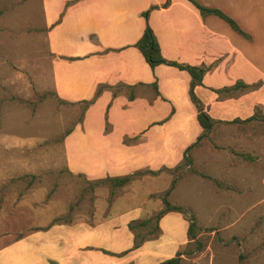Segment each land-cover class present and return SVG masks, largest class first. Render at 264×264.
I'll use <instances>...</instances> for the list:
<instances>
[{"label":"crops","instance_id":"crops-1","mask_svg":"<svg viewBox=\"0 0 264 264\" xmlns=\"http://www.w3.org/2000/svg\"><path fill=\"white\" fill-rule=\"evenodd\" d=\"M194 2L222 11L250 38L216 15L203 16ZM194 2L41 0L59 98L78 102L93 99L99 86L135 87L133 100L105 89L86 111L71 134V141L81 142L66 144L71 173L95 181L170 169L203 134L190 94L192 75L166 64L152 69L138 49L147 25L166 60L208 68L194 92L211 118L232 123L258 110L264 114V0ZM238 82L244 85L221 92ZM125 138L139 140L124 144ZM171 183L163 173L144 176L116 187L118 194L99 206L93 221L46 223L11 236L0 247V264H161L175 258L189 241L182 213L164 215L161 234L139 247L129 227L164 208L156 196Z\"/></svg>","mask_w":264,"mask_h":264},{"label":"rangeland","instance_id":"rangeland-1","mask_svg":"<svg viewBox=\"0 0 264 264\" xmlns=\"http://www.w3.org/2000/svg\"><path fill=\"white\" fill-rule=\"evenodd\" d=\"M153 9L143 16L149 19ZM54 62L41 0H0V247L46 223L93 221L118 194L110 182L71 173L66 144L81 142L71 134L99 89L114 97L131 90L99 86L91 100H62ZM257 114L250 122L215 125L190 151L191 166L183 159L162 172L176 179L170 203L188 222L196 219L179 264H264V114ZM143 234L152 237L149 229Z\"/></svg>","mask_w":264,"mask_h":264},{"label":"trees","instance_id":"trees-1","mask_svg":"<svg viewBox=\"0 0 264 264\" xmlns=\"http://www.w3.org/2000/svg\"><path fill=\"white\" fill-rule=\"evenodd\" d=\"M191 1L194 2V0H191ZM168 2H169V0H168ZM195 5L199 8V10L201 11L203 16L211 15V14L216 15V16L222 18L223 20H225L232 27L233 30H235L239 34L245 36L246 38H250V36L248 34H246L240 28V26L238 25V23L235 20H233L232 18H230L229 16L224 14L222 11H220L218 9L207 8V7L201 6L197 3H195ZM137 47L142 52L146 61L148 62V64L150 65V67L152 69H155V67H157L159 65L166 64V65L177 67L180 70H186L192 75L193 80L191 83L190 94H191V98H192L193 103L196 105V107L199 111L198 119H199V122H200L202 128L204 129V132L198 138L197 142L194 143L193 145H191L190 147H188L185 151L184 165L189 167L192 165V159L190 156V151L193 149V147H195L198 144V142H200L201 139H203L204 137L209 135L212 132L215 125L223 123L221 121L214 120L205 112L203 104L196 97L195 92H194V89L197 85H202L203 76L207 72L208 68H206V67H193V66L183 65V64H179L177 62H171V61L166 60L162 55L159 42H158L152 28L149 25L146 27L143 36L141 37V39L137 43ZM243 85L244 84L242 82H238L233 88H225V89L221 90V92H231L232 90H236ZM152 86L155 89L156 93H158L157 82H155ZM119 87H127L128 89H130L131 92H130L129 98L131 100L135 98V94L133 92V89L135 87L124 86V85H121ZM101 91H102V89L98 90L97 96L100 95ZM256 119H258L257 112L252 118H249V119L244 120V121L237 119L232 123H246V122H250V121H253ZM164 171L168 172L171 170L169 168H165V167L158 170V171H153V170H148V169L139 170V171H137L131 175H127V176H123V177H119V178H110L109 177V178H106L103 180H99L96 183L99 184V183L110 182L113 187H119V186H123V185L130 183L135 178L143 177L146 175L157 176ZM175 184H176V179H174L172 181L169 189H167L164 192V194L161 196V200H162L163 205H164V208L161 211L156 213L155 216L150 217L148 219H144V220H140V221H134V222L130 223L129 227L135 233V237H136L135 247H139L146 240L156 238L161 234L159 222L164 215H166L169 212L183 213L181 208L172 205L169 201V197H170L171 193L173 192V190L175 189ZM55 222H59V221H55ZM65 222H67V221H65ZM146 229L150 230L152 237H149V236H146L143 234L144 230H146ZM196 229H197L196 219H195V217L190 216L188 234H189V237H191V239L195 238ZM180 261H181V254H180V252H178V254L175 258L166 260L161 264H179Z\"/></svg>","mask_w":264,"mask_h":264}]
</instances>
